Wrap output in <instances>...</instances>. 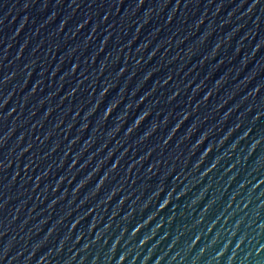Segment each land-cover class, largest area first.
Listing matches in <instances>:
<instances>
[{"label": "water", "instance_id": "95a60500", "mask_svg": "<svg viewBox=\"0 0 264 264\" xmlns=\"http://www.w3.org/2000/svg\"><path fill=\"white\" fill-rule=\"evenodd\" d=\"M0 264H264V0H0Z\"/></svg>", "mask_w": 264, "mask_h": 264}]
</instances>
